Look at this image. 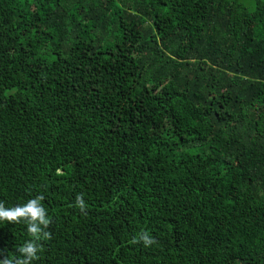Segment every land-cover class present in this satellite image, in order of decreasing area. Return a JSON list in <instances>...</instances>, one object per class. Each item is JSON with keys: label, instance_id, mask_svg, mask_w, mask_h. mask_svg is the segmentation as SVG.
Masks as SVG:
<instances>
[{"label": "trees", "instance_id": "trees-1", "mask_svg": "<svg viewBox=\"0 0 264 264\" xmlns=\"http://www.w3.org/2000/svg\"><path fill=\"white\" fill-rule=\"evenodd\" d=\"M255 1L0 0V202L44 197L33 264H264ZM26 227L0 222L10 258Z\"/></svg>", "mask_w": 264, "mask_h": 264}, {"label": "clouds", "instance_id": "clouds-1", "mask_svg": "<svg viewBox=\"0 0 264 264\" xmlns=\"http://www.w3.org/2000/svg\"><path fill=\"white\" fill-rule=\"evenodd\" d=\"M44 197L38 195L29 199L23 205L5 207L0 202V222L10 224H20L23 222L27 227L26 231L31 237L22 246L16 248L15 254L10 258L5 251L0 250V264H33L39 260L38 253L42 245L41 241L51 239L52 233L47 229L50 227L51 220L48 217V210L42 203ZM73 207L77 208L82 214L86 215L87 205L83 194H77ZM133 243H142L144 247H150L156 240L149 232L144 231L138 235V239H133ZM18 254V255H17Z\"/></svg>", "mask_w": 264, "mask_h": 264}, {"label": "rangeland", "instance_id": "rangeland-1", "mask_svg": "<svg viewBox=\"0 0 264 264\" xmlns=\"http://www.w3.org/2000/svg\"><path fill=\"white\" fill-rule=\"evenodd\" d=\"M237 1L244 3L250 9H253L254 4L256 2L255 0H237Z\"/></svg>", "mask_w": 264, "mask_h": 264}]
</instances>
